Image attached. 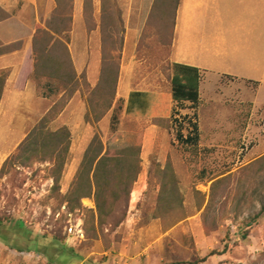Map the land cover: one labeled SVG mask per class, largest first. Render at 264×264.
<instances>
[{
  "label": "rangeland",
  "instance_id": "rangeland-1",
  "mask_svg": "<svg viewBox=\"0 0 264 264\" xmlns=\"http://www.w3.org/2000/svg\"><path fill=\"white\" fill-rule=\"evenodd\" d=\"M198 1L179 8L180 0H0V72H7L0 100V264H31L27 246L52 259L63 251L73 264H264V216L248 227L264 206V87L254 93L242 81L207 76L196 108H175L170 95L178 8L181 37L185 10H203L207 33L218 29L234 43L248 42L264 32V19L253 15L264 0L262 7L261 0H200L197 9ZM38 30L57 33L39 64L32 52ZM42 44L39 38L38 50ZM131 93L145 97L144 108L127 111ZM46 115L50 130L64 127L70 135L56 186L50 162L3 168ZM183 117L198 125L195 147L176 140L173 119ZM95 136L103 153L126 164L134 157L121 150L140 147V172L107 225L97 222L92 198L78 209L66 202ZM68 221L81 224V238L64 233Z\"/></svg>",
  "mask_w": 264,
  "mask_h": 264
},
{
  "label": "trees",
  "instance_id": "trees-1",
  "mask_svg": "<svg viewBox=\"0 0 264 264\" xmlns=\"http://www.w3.org/2000/svg\"><path fill=\"white\" fill-rule=\"evenodd\" d=\"M54 35L57 33L38 30L32 35V52L36 56L37 64L43 60V53H47L55 44ZM41 38L43 39V47L37 49L36 42ZM40 48V47H39ZM39 51V52H38ZM39 53V54H38ZM45 53V54H46ZM47 55V54H46ZM45 55V56H46ZM48 57V56H47ZM39 62V63H38ZM35 62L34 74L38 77L37 65ZM49 77L51 74L49 73ZM7 80V72H0V100L3 94V90ZM201 81L200 71L191 66L172 63L171 65V77H170V95L172 101L175 103V108L184 106L183 104L189 103V106L197 107L199 104V85ZM47 90L50 93H54L55 90L46 84ZM134 95L138 97L137 107L135 108ZM129 104L127 105V111L131 108L136 110L145 107V97L140 93L129 94ZM131 99V101H130ZM134 100V101H133ZM130 104H132L130 106ZM133 112V111H132ZM172 115L177 116V113L172 109ZM194 117V115H193ZM48 115L44 116L34 128L27 134L24 140L19 144L16 151L7 158L3 168L7 165L16 167H29L34 163L50 162L51 174L54 178V185L58 184V180L62 173L63 167L66 163L68 156V149L70 145V135L66 128H59L57 130H50L47 126ZM176 140L181 145L197 146L199 138L198 125L195 121H192L188 117H183L181 121H176ZM187 121V127L184 126V122ZM118 123L116 112L111 116V128L116 130ZM187 134L184 135V131ZM127 150V151H126ZM132 153L133 159L130 163L126 164V160H122L109 155L108 152L103 153V148L95 136L89 144L82 163L77 171L74 181L67 193L66 202L74 209L80 208V201L83 198H92L95 206L96 220L99 224L107 225L108 220L112 218L115 211L114 207L120 199V194L128 196L131 192L132 184L135 182L140 172V147H131L130 149L121 150V154ZM116 165V166H115ZM127 166V167H125ZM116 168L118 176L112 177L111 170ZM125 171V172H124ZM110 177V178H108ZM115 180L114 191L108 190V184L110 180ZM109 180V181H108ZM53 185V186H54ZM123 186V187H122ZM121 219H123L125 212L119 211ZM70 213V212H69ZM264 216V206L261 207L259 213L251 217L248 227L258 222V220ZM119 220V221H120ZM246 234H243L245 238ZM30 246H27L24 251H29ZM202 259L199 263L204 262ZM197 264V263H193Z\"/></svg>",
  "mask_w": 264,
  "mask_h": 264
},
{
  "label": "crops",
  "instance_id": "crops-1",
  "mask_svg": "<svg viewBox=\"0 0 264 264\" xmlns=\"http://www.w3.org/2000/svg\"><path fill=\"white\" fill-rule=\"evenodd\" d=\"M186 0H180V7ZM200 1V0H199ZM197 2L194 6L200 9L202 2ZM202 1V0H201ZM227 5H233L239 0H225ZM242 2V0H240ZM188 8V4L184 6ZM262 7V0H261ZM176 15V24L174 38L172 43L174 61L173 63L183 64L197 68L201 78L200 84L207 76H213L219 80L221 78L231 79L241 83H247L246 88L254 93L264 87V32L250 39L248 42L240 41L234 43L220 30H214V33H207L205 23V11L198 10L196 15L192 11L185 10V25L182 28V37L179 35L178 14ZM227 12V11H226ZM253 14L261 19L263 23L264 8L254 11ZM253 17V16H252ZM187 19H189V24ZM207 22V21H206ZM212 34V37H208ZM189 45L185 47V43ZM191 46L193 47L189 52ZM200 89V85H199ZM138 97L135 98V108L137 107ZM25 251L26 259L31 264H73L70 260L64 259L59 252L56 259L46 258V255L38 251ZM37 252V253H35ZM63 257V258H61ZM64 259V260H63ZM75 264H87L80 261Z\"/></svg>",
  "mask_w": 264,
  "mask_h": 264
},
{
  "label": "built area",
  "instance_id": "built-area-1",
  "mask_svg": "<svg viewBox=\"0 0 264 264\" xmlns=\"http://www.w3.org/2000/svg\"><path fill=\"white\" fill-rule=\"evenodd\" d=\"M71 221V219L69 220ZM67 222V226L64 228V233L69 237H75L74 239L81 238L83 236L81 224Z\"/></svg>",
  "mask_w": 264,
  "mask_h": 264
}]
</instances>
